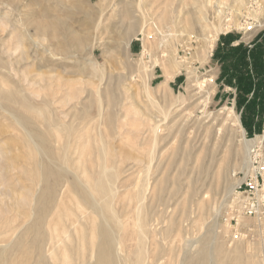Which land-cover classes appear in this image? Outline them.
<instances>
[{
	"label": "rangeland",
	"instance_id": "374dc122",
	"mask_svg": "<svg viewBox=\"0 0 264 264\" xmlns=\"http://www.w3.org/2000/svg\"><path fill=\"white\" fill-rule=\"evenodd\" d=\"M10 1L11 5L0 3V16L8 7L11 8L10 17L19 33L13 31L9 24L3 26L0 22V65L3 62L0 66L2 199L9 203L10 200L4 195L7 190L14 194H26L24 188L34 185L28 159L32 149L31 152L36 153L33 146L25 142L23 135L36 131L44 137L39 145L43 153L46 151L44 158L63 152L67 156V162L53 161V170L60 174L54 172L48 182L55 184L57 190L64 186L68 177L67 168L72 166V161L79 159L81 172V161L89 165L90 157L95 156L94 151H101L106 164L115 166L113 173H117V178L111 175L107 177L111 186L113 182L120 186L116 195L106 188L104 195H101V204L106 206L105 213L110 215L111 205L117 209V199H122L129 205L122 222L132 228L136 222L135 190L144 191L147 188L145 192L150 196L153 185L166 171L169 175H177L182 151L188 146L192 155L187 158L180 177L179 191L171 196L169 205L160 204L157 210L159 226L169 225L170 218L174 220L175 229L170 240L173 246L182 242L181 237L174 236L177 226L182 230L186 228L181 232L185 238L202 234L209 228L212 234H217V239H201L205 246L233 240L234 225L229 222L228 206L233 192H228V189L227 192L221 189L216 191L213 175L227 154L228 147L244 145L230 110L238 115L247 138L264 130V91L257 95L258 80L252 81L255 70H252L251 61L246 72L237 74L234 87H231V82L225 80L226 75L222 79V75L226 74L224 65L218 73L213 60L220 48L221 37L227 34L233 33L243 38L250 55L258 43L264 48V10L257 4L258 1L255 0L259 7L252 2L254 0ZM15 5L18 11L13 9ZM163 11L169 15L167 25L159 23ZM242 16L254 21L251 30L243 32L239 29ZM21 17L27 21L65 18L71 28L67 31L70 35L63 34L62 30L51 35L40 34L46 38L44 46L34 50L27 36L28 32L33 33V25H21ZM155 23L163 33L160 34ZM142 24H146L145 33L140 34ZM17 34H22V43L28 52V58L22 61H16L18 50L13 51L10 57L7 54V50L13 48L16 42L12 36ZM82 38L84 41L79 45ZM237 46H242V43ZM153 63L152 76L144 73V67ZM4 64L14 65L16 70H8L3 67ZM163 64L173 77L160 86L158 83L164 79ZM261 65L260 70L264 75V61ZM239 80L249 81V91L237 86ZM195 81L203 82L201 91L195 86ZM145 84L148 90L144 89ZM105 86L111 88L114 129L104 124L98 125L101 121L98 118L100 109L104 107L105 110L106 107L105 99H100L96 91ZM21 95L26 98V103ZM164 97L171 101L165 103ZM28 104H32L33 108L29 109ZM52 116L53 123L45 125L43 117L50 119ZM154 126L157 129L153 135L151 128ZM136 157L141 161L137 162ZM199 163L204 166V171L200 173L197 170ZM234 167V163L230 162L224 173L228 188L235 182L232 173L243 171V168ZM155 169L157 172H154ZM189 181L199 189L195 198L201 199L205 207L200 209L194 204L188 206L190 209L186 207V214H189L182 219L179 204L186 197ZM135 182L137 186L131 187ZM126 187H129V191ZM165 192L163 200L168 197ZM141 203L139 215L140 224L143 225L147 208L145 201ZM67 209L65 213H69ZM7 214L3 213L0 223L6 216L11 218ZM23 218L22 215L17 216L15 225L20 224ZM180 218L181 225L178 224ZM243 222L244 229L250 228L254 236L247 234L250 238H244L239 243L244 245L249 241L256 247L259 240L264 239L256 232L259 230L258 221L245 217ZM20 230L16 229L13 233L0 229V244L8 243L7 251L3 257L0 256V264H8L10 248ZM120 232L122 237V229ZM234 249L241 252V248L233 247L230 253ZM14 251L18 255L19 252ZM252 251L255 254L261 252L257 247Z\"/></svg>",
	"mask_w": 264,
	"mask_h": 264
},
{
	"label": "bare ground",
	"instance_id": "6f19581e",
	"mask_svg": "<svg viewBox=\"0 0 264 264\" xmlns=\"http://www.w3.org/2000/svg\"><path fill=\"white\" fill-rule=\"evenodd\" d=\"M254 1L252 2L255 5L256 1H258L257 4L259 3L258 5L260 8L264 10V0ZM0 3L11 5L10 0H0ZM13 9L18 11L17 5H15ZM10 11L11 8L8 7L3 12L0 16V22L3 26L9 24L13 31H17L15 22L11 20ZM22 17L20 18L21 25H33V33L28 32L27 36L34 47V50L44 46L43 42L46 38L44 36L41 37L40 34H56L59 30H62L64 34L71 29L67 20L62 17H58L54 21H27V19H23ZM169 22V15L166 11H163L159 23L167 25ZM145 27L146 24L141 26L140 34L145 31ZM155 27L160 34L163 33L159 30L156 23ZM17 33L19 32L17 31ZM68 34L69 33H67V35ZM12 37L16 38V42L13 48L7 50L8 56L10 57L13 51L18 50L19 57L16 61L27 59L28 52L22 43V34H17ZM68 38L69 37H67V39ZM83 41V38L79 39V45H81ZM154 65L155 63L149 65L147 68L145 66L144 73L152 76ZM3 67H6L8 70H16V67L11 64H4ZM161 68H163L164 79L158 84L164 86L168 80L172 79L173 74L167 70L164 64ZM131 78L132 76L130 79ZM203 85V82L195 81V86L198 87L200 91L202 90ZM145 87L146 88L144 89L148 90V86L146 85ZM110 89L105 86L104 89H98L96 91L100 99H105L106 107L105 110L104 107H101L100 109L98 118L101 119V121L98 125L104 124L105 126L114 129L112 124L114 123L115 118L112 111L113 98L109 93ZM7 94L9 95L10 93L8 92ZM21 99L26 103V98L22 95ZM169 101H171V99L164 97L165 103ZM28 105L29 109L33 108L32 104ZM230 111L236 127L239 128L244 145L232 147L231 149L228 147L226 149L228 151L227 154L223 157L222 163L219 164L215 175H213L216 179L214 186L215 190L218 191L221 189L224 192H227V189L228 192H233V186L230 188L227 187V179L224 176L229 163H234V169L243 168L242 170H245L249 163V149L255 143L261 141L264 142V132L256 134L252 138H247L245 136L244 128L240 124L238 115H236L233 110ZM52 121L53 116L50 119L43 117V123L45 125L50 126L53 123ZM156 129V126L151 128L153 135L156 133ZM23 137L27 144L30 143L33 146L35 150L33 152L36 153H32V149L29 153L28 159L30 164L29 173L32 176L31 181L34 185L24 188L26 194H14L10 189L7 190L4 195L10 200L9 203H6L0 196V205L4 208H0V218L3 217V213L5 212L11 216V218L6 216L4 221L0 223V229L2 232L13 231V233L14 230L21 229L16 241L10 248L11 256L9 257L10 260L8 264H264L263 238L259 240L258 245L256 244V247L259 248L261 252L259 251L260 253L255 254L252 251L256 248L254 247L255 245L253 246L249 241H246L244 245H241L239 242L244 240L245 237L238 235V233L236 234L234 230L232 234L233 240H226L225 244L216 243L214 246H205L200 242L201 239H204L205 237H207L206 239L210 237L211 240L215 238L217 239V234H212L209 231V228L202 234L194 235L191 238H185V235L181 236L183 234H181V232L186 230V228H183L182 230L181 227L177 226L178 230L174 236L181 237L179 239H181L182 242L173 246L170 240L172 238V230L175 229L174 220L170 218L168 220L169 225L159 226L160 223L158 221L157 210L160 204L162 206L169 205L171 196H175L178 193L180 177L184 173L187 158L192 155L190 147L186 146L182 151V162L180 163L177 175H169L167 173L168 171H166V174L153 185L150 196L145 192L147 188L144 189V191L139 189L135 190L134 197L136 198V202L134 204V212L136 213V222H134V225L130 228L122 222V216H125L129 211V205H127L122 199H117V209L111 205L110 215L105 213L106 206L101 204V195H104L106 188H108L112 194L116 195L120 187L114 182L112 184L114 188L111 186L107 177L111 175L117 178V173H113V170L115 169L114 165L108 166L106 164L105 158L100 155L101 151L99 152L96 148L97 150L94 151L95 156L92 158L90 157L89 159L91 161L89 165L85 164L86 162L83 164L81 161V172H79V159L72 161V166L67 168L68 177L65 179L64 186L57 190L55 184L48 181L50 176L56 172L57 174L59 173V171H54L55 169L53 170V161L63 160L67 162L68 159L66 154L63 152V154L53 155L51 158H44L43 154L46 151L43 153L42 146L39 147V145L43 143L44 137L36 131H33V133L29 131L27 134L25 133ZM213 149L215 150L216 148L213 147ZM111 151L113 152V150ZM48 153L49 152L47 151V154ZM174 157L175 154L173 155L172 160ZM135 160L139 162L141 161V158L136 157ZM197 170L199 173L204 171V166L199 163ZM154 172H157V169H155ZM207 172L208 169L206 173ZM167 184L169 185L168 187H166ZM187 184L188 189L186 191V197L183 202L179 204L182 212V219L184 217L186 218L189 214H186V207H191L193 204L200 209L205 207V203L201 199L199 200L198 198H195L196 195L198 196L199 189H196L193 186L192 181H189ZM211 185L213 186L212 182ZM136 186V182L131 184V187ZM126 190L129 191V187H126ZM164 192L166 193V196H168L166 200H163ZM232 200L230 196L228 206H231L230 201ZM143 201H145V206L147 208V216L146 221L141 225L139 210L140 204H142L141 202ZM66 208H68L67 211L69 213H65ZM230 208L234 207L232 206ZM19 215H22L24 218L20 224L15 225V218ZM64 216L65 218H63ZM244 218L245 217L238 218V220H242V224H245V222H243ZM182 219H179L180 221L178 224L181 225ZM256 221H258L256 224L260 228L262 224L261 220ZM61 224L62 226H60ZM242 224L240 223L239 226H243ZM120 229H122L123 238L121 237ZM260 237L263 236L261 235ZM0 240L2 241V237ZM7 246L8 243L0 244L1 257H3L7 251ZM208 247L209 249H207ZM233 247L241 248V252L239 249H234L230 253ZM14 250L17 251L16 253L19 252L18 255L14 253ZM13 253L16 256H13ZM59 255L61 257H59ZM167 255L169 256V259L167 258V260H165Z\"/></svg>",
	"mask_w": 264,
	"mask_h": 264
},
{
	"label": "built area",
	"instance_id": "2783aa9c",
	"mask_svg": "<svg viewBox=\"0 0 264 264\" xmlns=\"http://www.w3.org/2000/svg\"><path fill=\"white\" fill-rule=\"evenodd\" d=\"M253 25L254 21L252 19L243 17L239 22V29L246 32L251 30ZM248 161V167L245 170L237 172V174L232 173L235 182L233 185V200L231 199V206H229V222H233L234 232L245 238H250L247 234L254 236V233L249 231L250 228L244 229L243 226H239L242 220L239 221L238 218L252 217L255 220H261L262 223L264 220V142L255 143L249 149ZM232 206L233 209L230 208ZM256 232L259 233L258 236L262 235L264 237V224H261Z\"/></svg>",
	"mask_w": 264,
	"mask_h": 264
},
{
	"label": "crops",
	"instance_id": "0c3cea01",
	"mask_svg": "<svg viewBox=\"0 0 264 264\" xmlns=\"http://www.w3.org/2000/svg\"><path fill=\"white\" fill-rule=\"evenodd\" d=\"M239 43H242V46H237ZM220 44V48H218L215 55L216 58L213 61H215V68H218V73L220 72V67L224 65L226 74L222 75V79L226 75L225 80L230 81L232 85L231 87H234L233 82L235 81L237 74L244 72V70L248 67L249 61H255V72L253 74L252 81L258 80L257 95H259L260 92L263 93L264 75L260 73V68L262 67V61H264V48L258 43L255 47H253L250 55L245 40L233 33L223 35L220 39Z\"/></svg>",
	"mask_w": 264,
	"mask_h": 264
},
{
	"label": "trees",
	"instance_id": "16d2710c",
	"mask_svg": "<svg viewBox=\"0 0 264 264\" xmlns=\"http://www.w3.org/2000/svg\"><path fill=\"white\" fill-rule=\"evenodd\" d=\"M256 64V62L255 61H251V66H253V69L252 70H255V67H254V65ZM244 72H246V69H245V71ZM260 72H261V74L263 75V70H260ZM240 76H241V74H240ZM243 77V76H242ZM237 86L238 87H240L241 86V88L243 89V90H245V91H249V89H250V83H249V81H242V80H239L238 82H237Z\"/></svg>",
	"mask_w": 264,
	"mask_h": 264
}]
</instances>
